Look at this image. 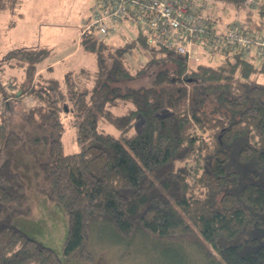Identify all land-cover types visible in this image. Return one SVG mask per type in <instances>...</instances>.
Returning a JSON list of instances; mask_svg holds the SVG:
<instances>
[{"label": "trees", "instance_id": "16d2710c", "mask_svg": "<svg viewBox=\"0 0 264 264\" xmlns=\"http://www.w3.org/2000/svg\"><path fill=\"white\" fill-rule=\"evenodd\" d=\"M209 1L243 9L252 0ZM19 4L0 0V13H14ZM253 9L263 31L264 0ZM84 29L81 45L96 56V72L40 79L44 48L13 49L0 58V103L35 101L23 121L42 133L31 140L49 147L36 190L67 214L63 257L93 262L91 232L106 224L123 238L142 233L182 257L190 258L186 244L196 246L206 264H264V81H257L264 80V61L227 50L218 63L191 67L186 54L149 46L131 28L106 37ZM114 36L122 38L117 46L107 41ZM136 50L147 56L138 69L127 58ZM7 62L24 69L26 80L13 76L5 85ZM69 114L79 148L73 154L64 153L62 142ZM101 121L119 135L100 128ZM22 141L4 118L0 149ZM32 213L26 180L11 159H0V264H62L14 226L16 217Z\"/></svg>", "mask_w": 264, "mask_h": 264}, {"label": "rangeland", "instance_id": "374dc122", "mask_svg": "<svg viewBox=\"0 0 264 264\" xmlns=\"http://www.w3.org/2000/svg\"><path fill=\"white\" fill-rule=\"evenodd\" d=\"M198 1L206 4L207 13H213L220 24L233 21L240 24L247 23L257 30L262 26L258 15H253L251 11L254 10L252 4H249L251 5L249 8L230 7L232 9L230 10L221 4L214 6L209 0ZM96 2L97 0H20L14 13L9 11L0 13V58L13 49L44 48L49 52L36 65L43 68L40 79L62 81L66 74L82 69L96 72L98 70L96 56L84 50L80 44L81 29H84L85 23L90 20ZM121 39L120 36H114L107 38V41L117 46L122 42ZM200 53H203V50ZM145 57L147 56L138 50L127 56L135 69L145 65L147 61ZM205 63L214 64L208 54L205 55ZM49 65L52 68L47 70ZM13 76L23 81L26 80L27 73L12 62L5 63L3 83L7 85L8 79ZM257 81L262 83L264 80L258 77ZM9 100V108L0 103V122L5 118L13 124V128L23 137V141L17 147L0 149V159L13 161L14 167L26 180L28 189L32 193L37 191L36 188L40 185L43 174L39 164L48 159L49 147L44 142L34 143L31 139L41 136L42 133L30 128L23 121L26 107L35 102L33 98ZM72 121V114L64 117L65 131L62 134V142L66 154L79 151ZM99 127L113 135H119V131L113 125L101 121ZM137 130L136 126L131 133ZM13 224L29 238L52 249L59 256L62 264H206L202 250L197 248L198 251H195L196 246L186 244L184 252L188 254L190 252V258L186 255L182 257L176 249L160 245L159 242L147 238L142 233L132 238H123L112 226L106 224L95 225L91 232L90 249L94 254L93 262H87L79 257L65 259L62 249L67 228L63 227L61 217H46L44 214L36 224L27 222L18 225L15 219Z\"/></svg>", "mask_w": 264, "mask_h": 264}, {"label": "built area", "instance_id": "2783aa9c", "mask_svg": "<svg viewBox=\"0 0 264 264\" xmlns=\"http://www.w3.org/2000/svg\"><path fill=\"white\" fill-rule=\"evenodd\" d=\"M206 9L198 0H97L84 33L92 30L106 37L131 28L149 46L186 54L191 67L204 64L206 54L218 63L227 50L264 61V30L245 32L234 21L220 24Z\"/></svg>", "mask_w": 264, "mask_h": 264}, {"label": "crops", "instance_id": "0c3cea01", "mask_svg": "<svg viewBox=\"0 0 264 264\" xmlns=\"http://www.w3.org/2000/svg\"><path fill=\"white\" fill-rule=\"evenodd\" d=\"M215 18V17H214ZM215 20H217L215 18ZM218 22V20H217ZM219 23V22H218ZM80 44H81V33H80ZM82 46V45H81ZM47 67V70L52 68ZM41 71L43 68L38 67V74L41 75ZM31 198L33 201V213L29 217L19 216L15 218V223L18 225L26 224L27 222L36 224L37 221L40 219L41 216L46 214L47 216H59L62 218V222L64 223L63 227L66 229L68 228V218L64 208L56 204L55 202L50 201L43 193L39 191H35L31 193Z\"/></svg>", "mask_w": 264, "mask_h": 264}]
</instances>
